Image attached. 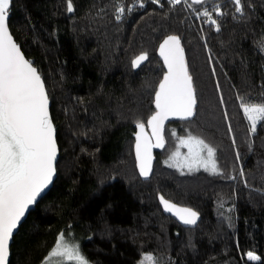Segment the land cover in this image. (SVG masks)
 Returning a JSON list of instances; mask_svg holds the SVG:
<instances>
[{
    "label": "trees",
    "instance_id": "trees-1",
    "mask_svg": "<svg viewBox=\"0 0 264 264\" xmlns=\"http://www.w3.org/2000/svg\"><path fill=\"white\" fill-rule=\"evenodd\" d=\"M241 2L243 13L233 0H72L68 12L67 0H13L10 28L45 81L60 157L53 186L14 237L10 264H43L60 233L90 264H153L148 255L155 264H264V126L252 133L243 111L264 103V0ZM169 35L185 51L196 111L166 124L143 179L136 134L157 110L167 72L157 50ZM141 53L148 60L136 70ZM189 136L215 148L216 174L170 166ZM159 194L197 210L199 223L183 227Z\"/></svg>",
    "mask_w": 264,
    "mask_h": 264
},
{
    "label": "snow or ice",
    "instance_id": "snow-or-ice-1",
    "mask_svg": "<svg viewBox=\"0 0 264 264\" xmlns=\"http://www.w3.org/2000/svg\"><path fill=\"white\" fill-rule=\"evenodd\" d=\"M12 2L13 0H0V264H9V245L14 231L29 206L36 203L37 197L52 182L56 174L58 154L56 129L49 113L45 81L33 63L25 58L9 30ZM153 2L159 4L160 0ZM170 2L181 4L182 0ZM233 2L237 5L236 11L243 13L241 0ZM194 3L203 4L204 0H194ZM67 11H73L72 0H67ZM124 11V7L118 8L117 19L121 18ZM217 11L223 15L219 9ZM203 15L209 17L210 23L216 24V20L211 19L212 12L205 9ZM261 47L264 48V44ZM159 51L167 65V73L155 94L157 111L148 121L153 135L156 136V142L154 145L149 142L144 134V123H138L140 131L135 146L139 170L145 177L151 172V148L164 146V121L170 116L189 119L195 115L197 103L180 37L168 36L160 45ZM147 60L148 54L141 53L133 60V67L139 68ZM243 111L247 114L252 133L256 132L258 124L264 126V103L245 104ZM181 145L188 148L187 157L170 166L186 167L189 171L203 168L213 174L219 171L216 150L203 139L189 136L188 139L181 140ZM160 200L165 210L175 211L184 224H196L199 218L196 211L179 208L163 196ZM54 257L59 258L57 264H63L64 261L90 264L79 245L70 244L64 233L59 234L54 248L43 264H49ZM247 257L250 260L260 259L252 252H248ZM145 260L155 264L151 255L146 256Z\"/></svg>",
    "mask_w": 264,
    "mask_h": 264
},
{
    "label": "water",
    "instance_id": "water-1",
    "mask_svg": "<svg viewBox=\"0 0 264 264\" xmlns=\"http://www.w3.org/2000/svg\"><path fill=\"white\" fill-rule=\"evenodd\" d=\"M193 2H194V0H192ZM205 1V0H204ZM10 17H11V13H10V11H9V21H10ZM9 23V22H8ZM9 30H10V33L12 34V36H13V39L15 40V42L21 47V45L17 42V40H16V38H15V36L13 35V33H12V31H11V28H10V24H9ZM169 36H171V35H169ZM168 37V36H167ZM167 37H165L162 41H161V43L159 44V47H158V50H157V52H158V55H159V57L161 58V60L164 62V60H163V57L160 55V51H159V49H160V45L163 43V41L167 38ZM181 46H182V44H181ZM183 47V46H182ZM21 51L23 52V54L25 55V58L26 59H28L29 61H31L32 63H33V65L38 69V67L35 65V63H34V59H31V58H28L27 56H26V54L24 53V51H23V49H22V47H21ZM139 56V55H138ZM184 56H185V51H184ZM185 60H186V58H185ZM145 62L146 61H144L142 64H141V66L139 67V68H135L136 70H138V69H140L144 64H145ZM165 64V63H164ZM165 66H166V69H167V65L165 64ZM39 71V70H38ZM167 73V72H166ZM165 73V74H166ZM41 74V73H40ZM190 74V73H189ZM42 76V75H41ZM42 79H43V77H42ZM44 80V79H43ZM163 80V79H162ZM162 80H161V82H162ZM160 82V83H161ZM192 82H193V80H192ZM45 86H46V84H45ZM193 87H194V85H193ZM194 90H195V88H194ZM46 91H47V87H46ZM158 91H159V89H158ZM157 91V92H158ZM47 93H48V91H47ZM48 96H49V94H48ZM51 105H52V102H51V99H50V97H49V113H50V116H51V118H52V115H51ZM157 111V110H156ZM156 113V112H155ZM154 113V114H155ZM153 114V115H154ZM152 115V116H153ZM151 116V117H152ZM151 117H150V119H151ZM178 118H180V117H178V116H170V117H168L165 121H164V124H163V131H162V135H163V139H164V146H165V138H164V130H165V126H166V124L169 122V121H171V120H173V119H178ZM149 119V120H150ZM52 122H53V125H54V127H55V129H56V141H57V146H58V154H57V161H56V174L53 176V178H52V182L43 190V192L37 197V200H36V203L35 204H33V205H30L29 206V209H28V211L25 213V215H24V217L21 219V222H20V224L18 225V228L14 231V237H15V235L17 234V232H18V230H19V228H20V226L22 225V223L26 220V218L28 217V215H29V213L33 210V209H35V207H36V205H37V203L42 199V197L51 189V187L53 186V184H54V182H55V180H56V178H57V175H58V171H57V163H58V160H59V157H60V147H59V143H58V139H57V128H56V125H55V123H54V121H53V119H52ZM139 128H138V130H137V134H136V141H135V146H136V143H137V135L139 134ZM144 134H145V137L149 140V142L152 144V145H154L155 144V142H156V136H154L153 135V130H152V128H151V126L148 124V128L145 126V129H144ZM163 146V147H164ZM163 147H160V148H158V147H152L151 148V155H152V161H151V172L149 173V175L147 176V177H145V176H143V175H141V173H140V170H139V160L137 159V156H136V147H135V156H136V162H137V168H138V171H139V174H140V176L143 178V179H149L150 177H151V175L153 174V167H154V163H155V160H156V157H155V153H154V151L155 150H160V149H162ZM161 196H163V195H161V194H159V196H158V198H159V202H160V204H161V206H162V208L164 209V211H166L165 210V208H164V205L162 204V202H161V200H160V197ZM164 199L165 200H168V199H166L165 197H164ZM168 201H170L171 203H173V204H175V205H177V207H179V208H190V209H192L193 211H196L197 213H198V216H199V218L197 219V222H196V224H194V225H186V224H184L180 219H179V217L175 214V211H173V212H169V211H166L170 216H172L178 223H180L183 227H189V228H194L198 223H199V221H200V219H201V216H200V214H199V212L197 211V210H195L194 208H192V207H189V206H185V205H180V204H178V203H175V202H173V201H171V200H168ZM14 237H13V240H14ZM13 240L12 241H10V245H9V251H10V255H9V264H10V260H11V246H12V243H13Z\"/></svg>",
    "mask_w": 264,
    "mask_h": 264
},
{
    "label": "rangeland",
    "instance_id": "rangeland-1",
    "mask_svg": "<svg viewBox=\"0 0 264 264\" xmlns=\"http://www.w3.org/2000/svg\"><path fill=\"white\" fill-rule=\"evenodd\" d=\"M246 117H247V114L245 113ZM248 119V118H247ZM249 121V120H248ZM250 123V122H249ZM189 137H183L179 140V143H178V148L176 149V151L173 153V157H172V162L175 164L177 163L178 161H183V159L185 157H187L188 155V148L185 147V146H182L181 145V140H186L188 139ZM176 153H179V156H176ZM206 154V153H205ZM70 243V242H69ZM71 244V243H70ZM59 258H53L51 262H49V264H57V260ZM63 264H75L74 261H64Z\"/></svg>",
    "mask_w": 264,
    "mask_h": 264
},
{
    "label": "built area",
    "instance_id": "built-area-1",
    "mask_svg": "<svg viewBox=\"0 0 264 264\" xmlns=\"http://www.w3.org/2000/svg\"><path fill=\"white\" fill-rule=\"evenodd\" d=\"M163 1H164V0H160V3H159V4H162ZM182 1H184V0H182Z\"/></svg>",
    "mask_w": 264,
    "mask_h": 264
},
{
    "label": "bare ground",
    "instance_id": "bare-ground-1",
    "mask_svg": "<svg viewBox=\"0 0 264 264\" xmlns=\"http://www.w3.org/2000/svg\"><path fill=\"white\" fill-rule=\"evenodd\" d=\"M141 177V176H140Z\"/></svg>",
    "mask_w": 264,
    "mask_h": 264
}]
</instances>
